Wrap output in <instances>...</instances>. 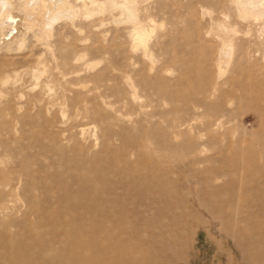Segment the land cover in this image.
I'll return each instance as SVG.
<instances>
[{"label":"rangeland","instance_id":"1","mask_svg":"<svg viewBox=\"0 0 264 264\" xmlns=\"http://www.w3.org/2000/svg\"><path fill=\"white\" fill-rule=\"evenodd\" d=\"M4 1L9 11L0 13V233L7 227L0 264H10L6 253L18 259L34 252L33 233L24 228L44 209L55 222L41 223L40 240L53 242L49 232H60L68 217L59 213L56 197L76 192V178L88 182L84 161L91 154L107 172L100 198L109 196V188L121 191L114 183L123 172L132 178L163 153L170 155L169 164L190 166L166 173L188 198L195 181L216 169L221 177L215 184H229L241 196L235 203L264 186V166H258L264 162L262 14L240 12L236 0ZM178 131L206 146L197 147L194 158L158 150L156 134L184 143ZM147 151L154 157H146ZM188 204L190 227L178 264H249L219 219ZM246 205L242 216L253 208ZM13 219L19 225H11Z\"/></svg>","mask_w":264,"mask_h":264},{"label":"bare ground","instance_id":"2","mask_svg":"<svg viewBox=\"0 0 264 264\" xmlns=\"http://www.w3.org/2000/svg\"><path fill=\"white\" fill-rule=\"evenodd\" d=\"M236 4L242 13L254 12L264 16V0H236ZM5 7L7 11L4 15L8 13L9 6L6 1L0 0V13ZM48 11H52V6ZM49 19L45 22H49ZM3 20L0 19V31ZM221 59V68H224L226 62ZM199 107L215 115L220 113L213 106L201 104ZM177 134L182 135L186 142L172 143L156 134L158 150L170 149L173 153H187L194 158L197 147L206 146L185 131H178ZM149 156L154 157L147 151L146 157ZM160 156L146 163L145 171L132 178L123 172V176L114 183L121 191L109 188V196L100 198V185L108 182L107 172L101 168L99 157L91 154L84 161L91 174L88 182H81L78 176L76 192H62L56 197V204L61 207L59 213L68 217L60 226V232H49L53 242L45 244L40 240L41 223L54 225L55 222L48 220L50 211L44 209L38 212L37 221L24 228L26 235L33 233L34 252L28 250L23 258L18 259H12L6 253L5 260L10 264H50L49 254L55 252V264H178L183 260L187 244L188 217L191 216L189 202L211 218L219 219L221 229L234 241L245 261L264 264V186L253 190L250 197L241 198L243 203H235L234 199L241 196L235 194L229 184H215L221 177L216 169L211 172V177L195 181V194L188 198L177 191L175 181L168 178L166 173L173 168L187 170L190 166L187 163L169 164L170 155L163 153ZM262 165L264 162L258 166ZM134 166H140L139 161ZM184 185L191 187L190 182H184ZM224 191L227 193L225 197L222 196ZM248 203L253 208L247 216H242ZM12 221L11 225H19L15 219ZM6 227L5 224L0 237ZM57 241L64 243L62 249L54 247ZM6 242L14 251L13 238Z\"/></svg>","mask_w":264,"mask_h":264}]
</instances>
